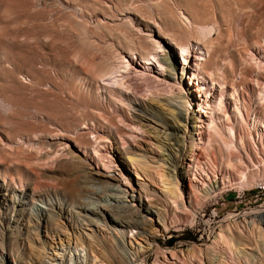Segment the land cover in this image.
Instances as JSON below:
<instances>
[{"label": "rangeland", "instance_id": "obj_1", "mask_svg": "<svg viewBox=\"0 0 264 264\" xmlns=\"http://www.w3.org/2000/svg\"><path fill=\"white\" fill-rule=\"evenodd\" d=\"M161 31L177 35L183 45L191 43L177 45L175 50L177 55L182 48L187 54L191 51L194 70L196 59L201 56L199 47H210L213 42L212 50L221 49L220 53L216 51L212 61L215 62V58L219 61V66L212 67L216 69L220 85L213 88L209 79L207 85L213 88V97L197 96L193 103L198 109L199 100L207 105L209 99L217 110L215 121L220 125V132L223 131L222 142L216 137L209 144L206 134L207 145L200 155L199 178L206 183L218 178L221 189L217 196L203 201L191 209L193 211L171 214L174 222L170 231L153 244L145 258L152 264L156 256L163 259L166 250L175 249L183 262H187L185 264H202L207 246L221 225L234 221V217L241 220L246 213H264V0H0V264H35L33 254L36 253L32 249L36 247L35 250H39L44 246L49 257L54 256L56 249L63 252L60 246L55 248L59 240L45 238L44 241L45 225H41L39 233L36 229V233L27 238L29 218L32 224L39 226L35 219L38 213H46L48 203L57 201L54 195H44L37 197L34 203L31 187L42 185L40 192L46 190L45 194L49 186L57 182L79 186L85 176L83 170L88 167L87 155H94L97 144L101 143L99 139L109 136L113 147L118 148L117 152L110 150L113 167L123 170L126 181H130L122 163L125 144L119 138L114 140L111 134L116 129L111 121L121 126L126 142L132 141L131 134L141 135L139 130L134 132L129 126L127 129L122 122L123 119L130 122L129 114L133 116L134 113L121 100L126 97L123 81L129 79L133 87L141 89L138 97L149 96L150 89L160 86L157 81L149 85L135 72L127 75L136 68L133 61L152 62L147 60L150 55L142 58L139 50L156 49L157 40L165 49L158 35L163 34ZM197 40L201 43L196 45ZM151 67L158 73V68L152 64ZM246 69L251 74L245 76ZM123 75L126 78L122 81ZM193 87L196 97L197 85ZM160 88L162 94L168 95L165 86ZM232 93L239 102L230 99ZM225 112L233 117L236 137L227 131ZM207 114L204 113L205 126L210 128L211 118ZM82 135L89 142L85 149L76 144ZM240 136H244L246 147L241 145ZM116 141H119L118 146ZM40 142L45 148L37 144ZM103 143L110 146V143ZM231 150H234L231 153H243L244 166L238 161V171L231 170L234 178L232 176L230 188L221 179V172L228 167ZM207 152L212 161L207 158ZM46 155L50 157L45 158ZM99 161L106 168L111 167L109 162ZM120 170L111 172L117 180H120ZM111 181L117 183L114 179ZM120 185L115 187L130 191L125 180ZM95 187L97 194L104 196L100 201H105L102 186ZM120 190L113 192L122 195ZM57 194L61 202L66 201L63 190L59 189ZM86 200L93 202L96 198ZM229 216H234L233 220ZM152 219L164 229L157 214H153ZM59 223L64 225L65 221ZM66 229L67 235H61L65 245H69L71 239V246L75 248L81 236L86 242L83 248L88 250L86 246L90 245V240L82 232L80 234L79 229L70 226ZM131 235L127 243L132 241L133 248H142L137 241L146 247L144 239H136V232ZM261 239L257 242L263 246V252L264 239L263 242ZM251 242L257 243L254 238ZM191 248L194 249L190 253ZM262 252L256 251V254L264 264ZM226 255L227 258L231 256L230 253ZM70 256L68 252L64 256L69 264L75 261L74 256ZM46 260L51 262L50 258Z\"/></svg>", "mask_w": 264, "mask_h": 264}, {"label": "bare ground", "instance_id": "obj_2", "mask_svg": "<svg viewBox=\"0 0 264 264\" xmlns=\"http://www.w3.org/2000/svg\"><path fill=\"white\" fill-rule=\"evenodd\" d=\"M160 30H162V27ZM161 32H163V34L165 33V31ZM163 34L160 33L158 35L165 44V49H163L162 45H160L157 40L155 41L156 49L152 48L154 50H147L148 47L146 49L144 47L139 50L142 58L150 55L151 57H148L147 60H152V62L143 61L144 63L141 62V64L133 61L136 63V68L134 67V70L127 76L135 72L139 79H143L149 83V85L150 82L157 81L160 83L159 85L161 87H166V92H169L168 95L162 94L160 92V86H156L157 88L155 87L149 90L151 93L149 96L144 94L142 97H138L137 94L141 93V89L139 88V90L136 86L133 87L129 79L125 81L124 79L126 76L123 75V87L126 88L123 92H125L126 97L121 100L128 104L129 107L126 108L134 111V113L133 116L129 114L128 119L130 122H127V119H123L122 122L126 123L127 129L131 127L132 130H136H133L134 132H138L137 130H139L140 132L138 133L141 135L131 134L132 136L130 135L129 138L131 137L130 139H132V141L130 143L129 141L126 142V137L121 132V126L111 121V124L115 126L116 129V132L111 134L114 140L119 138L125 144H123L125 146V156H123L122 163L128 172L130 181H126L127 178L123 170L113 167L114 161L110 153L112 150L117 152L118 148L116 146L113 147L114 143H112V140L107 136L102 140H98L101 143L97 144L98 146L94 150V155H87L86 163L88 167L83 170L85 176L83 180L79 182V186L77 184L73 186L72 184L70 187L68 183L57 182L50 185V190L44 194L46 190L40 192L42 185L34 184L31 187V197L34 203H37V197H43L44 195H48L49 197L54 195L57 201H48V208H45L47 212L45 211L46 213L42 214L38 213L35 219L39 226L32 224L30 218L29 221L27 220V225L29 226H26L27 238L31 237L33 233H36V229L39 233L41 231V225H45V230H42L44 241L45 238L46 240L52 239L54 242L59 240L55 248L60 246L59 249L63 251L58 252L56 249V251H54V256L52 255L49 257V252H47L44 246L42 249L38 248L39 250H35L37 249L36 247L32 249V251H34L33 253H36L33 254L36 259L34 260L35 264H69L64 261V256L67 252L71 255V258H73V256L75 258V261L70 264H135L138 262L142 264H151L145 258V254L152 248L153 244L159 242L160 237H163L165 233L170 231V225L174 222V218H171V214H183L188 211H193L191 209H195V207L201 205L203 201L205 202L207 199L209 200V198L217 196L220 193L221 187L218 178L214 181H209V183L199 178V168H201L200 155L205 152L204 149L207 145L206 134H208L209 144L215 141L216 137L218 138H216V140L222 142L221 138H223V131L220 132V125L215 121L217 110L209 99L207 105L201 101L202 99L199 100L198 109H195L193 106L195 104L193 103L195 99H197V96L203 97L204 94L207 95V98H212L214 95V93L212 94V89L215 88L214 86L217 87L220 85L217 73H215L216 69L212 67V65L219 66V61H217L216 58L215 62L212 61L214 60L213 56L216 54V51L220 53L221 49L220 47H216L217 49L214 48L212 50L210 47L213 45V42L211 41V45L209 44L210 47H199L198 49L201 56L196 59L197 65L194 70L191 68V57L193 59L190 53L191 51L187 54L182 48V50L180 49V55H177L175 46L181 44L179 42V37L174 34L171 35V33H169L170 35L168 33H165L166 35ZM173 36H177L178 39ZM197 41H195L196 45L201 43ZM190 44L191 43L181 44V46H189ZM208 55H210V57H207ZM151 64L158 68V73H156L155 70L153 71ZM249 72L251 71L246 69L244 75L246 76ZM209 79H211L213 84L212 89H209L207 85V83L209 84V82H207ZM185 80L188 81V83L186 81V85L183 83ZM195 85H197L196 92L198 94L196 97L193 87ZM119 93H121V91H119ZM231 98L239 102L234 93H232L230 99ZM130 110L129 112H131ZM239 112L246 123V118L243 116L241 109H239ZM204 113H209L207 117L211 118L210 128L205 126L207 121ZM224 117L226 119V124H228V127H226L227 131L229 130L232 136L236 137V129L232 126L233 117L227 112H225ZM108 124H110V122ZM92 126H94V124ZM85 128H87V126H85ZM124 128L126 129L125 124ZM100 130L106 132V130ZM124 133L126 134V132ZM248 136L249 135H247V137ZM85 137L82 135L79 140H76L78 147L85 149L87 146L86 143L89 144ZM123 137H125V142L129 144L126 145ZM243 138L244 136H240V143L243 147H246V141ZM250 138L253 139L252 141L254 142V137L252 135H250ZM223 140L226 141V139ZM103 142L110 143V146L105 145L106 143L104 144ZM37 144L41 148H45L43 146L44 143L42 144L40 142ZM116 144L118 146L119 141H116ZM98 147L100 148L98 149ZM101 149L106 152H101ZM206 151H208V149ZM232 151L234 150L230 151L228 158L226 157L228 159L227 169L221 172V179L224 184H229L227 186L230 188L233 185L234 178L231 170L233 171V169H236L235 171H238V161L241 162L243 158V153L241 151L238 150V153H231ZM212 154L214 156L216 155L214 150ZM46 156L47 157H44H50L49 155ZM206 156L212 161L209 152L206 153ZM99 160L109 162L111 167L106 168L103 163L101 165ZM243 162L244 160L242 161L244 166ZM214 166H216V164ZM118 170H120V180L115 178L116 175L111 174V172L115 173L116 171L118 173ZM241 174L243 177V173ZM214 176L216 177L217 175ZM111 179L116 180L117 183H113ZM123 180H125V184L130 188V191L119 189L122 195L114 193V190L119 191L115 186L120 187V184H123ZM200 180L203 181L201 184ZM95 185L102 186V193L106 196L104 199L105 201H100L99 198H103L104 196L97 194L98 192ZM59 189L66 193V201L64 202H61L59 194H57ZM89 197H95L96 201L88 202L86 198ZM67 204L71 205V208L67 207ZM153 214H157L164 229L163 227L162 229L161 227L159 228V224L154 223L152 219ZM189 214L190 213H188V215ZM231 216H229V218ZM233 217H231L230 220ZM233 219L234 221L220 226L213 236V240L208 244L206 252L204 253L205 255L200 254L204 256H202L204 260L199 256L200 259L202 258L203 260H201L202 264H262V262H260L262 259L256 254V251L262 252L263 250V246L260 243L258 244L257 239L262 238V242L264 239V213H246L242 216L241 220H235V217ZM61 220L65 221L64 225L59 223ZM67 226L79 229L80 234L82 232L86 238L90 240V245L86 246L88 250L83 248L86 242L84 240L85 238H80L81 236L77 238L75 248L71 246V239H69V245H65L61 235H67L69 232L66 229ZM135 232L136 239H144V242L147 244L146 247L143 246V244L141 245V243H139L140 241H137V243L142 248L138 249L133 248L132 241L127 243L129 234L131 235ZM252 238L255 239L257 242L256 244H252ZM44 244L45 242L43 245ZM250 245H255L256 248L253 246V248H251ZM222 246L223 248L221 249ZM33 247H35V245ZM80 248H82V250ZM194 248L190 249V253L191 251L193 252ZM248 248H250V250L255 249L254 251H248ZM86 250L88 252L85 253ZM38 251H41V253H38ZM229 253L232 257L229 255L230 258H227L226 254ZM169 255H171V257H169ZM156 257L157 258L152 264H185L186 262L185 260V262H183V257H181L175 249L166 250L163 254V259L159 258V255ZM196 257H198V255ZM47 258H50L51 262H47ZM184 259L187 260V258Z\"/></svg>", "mask_w": 264, "mask_h": 264}]
</instances>
